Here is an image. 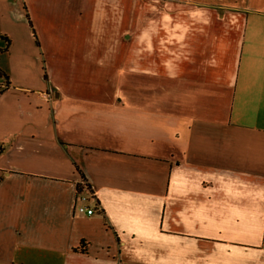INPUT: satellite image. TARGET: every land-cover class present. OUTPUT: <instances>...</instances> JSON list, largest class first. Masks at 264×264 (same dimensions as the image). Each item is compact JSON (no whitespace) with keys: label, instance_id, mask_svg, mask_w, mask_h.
<instances>
[{"label":"crops","instance_id":"obj_1","mask_svg":"<svg viewBox=\"0 0 264 264\" xmlns=\"http://www.w3.org/2000/svg\"><path fill=\"white\" fill-rule=\"evenodd\" d=\"M0 35V264H264V0H0Z\"/></svg>","mask_w":264,"mask_h":264},{"label":"built area","instance_id":"obj_2","mask_svg":"<svg viewBox=\"0 0 264 264\" xmlns=\"http://www.w3.org/2000/svg\"><path fill=\"white\" fill-rule=\"evenodd\" d=\"M92 202L97 203L96 196L93 191L86 187V182L82 183L80 190L78 189L76 195V210L79 214L86 216H93L96 208L92 206Z\"/></svg>","mask_w":264,"mask_h":264},{"label":"trees","instance_id":"obj_3","mask_svg":"<svg viewBox=\"0 0 264 264\" xmlns=\"http://www.w3.org/2000/svg\"><path fill=\"white\" fill-rule=\"evenodd\" d=\"M29 20H30V18H29ZM30 23H31V25H32V22L30 21ZM33 26V25H32ZM0 38L1 39H3L4 41H5V44H6V46H5V48L3 49V50H0V52H7L8 50H9V48H10V46H11V40H10V38L9 37H7V36H2V35H0ZM0 74L1 75H4L5 76V78L7 79V82H9V77H8V75L6 74V73H4L3 71H1V69H0ZM10 86V84H8V85H6V87L4 88V90L6 89V88H8ZM3 90V91H4ZM1 93V92H0ZM4 151V148H0V152H3ZM81 172V171H80ZM81 174H82V177H83V179L84 180H86V175L83 173V172H81ZM86 182V181H85ZM86 187L90 190L91 188L89 187V185L86 183Z\"/></svg>","mask_w":264,"mask_h":264},{"label":"rangeland","instance_id":"obj_4","mask_svg":"<svg viewBox=\"0 0 264 264\" xmlns=\"http://www.w3.org/2000/svg\"><path fill=\"white\" fill-rule=\"evenodd\" d=\"M137 6V1H132L131 2V7L132 8H135ZM59 40L61 41V38H59ZM58 46H55V48H57ZM50 66H51V69H54V67L57 68V63H56V59H54L53 57L50 56ZM54 66V67H53Z\"/></svg>","mask_w":264,"mask_h":264}]
</instances>
